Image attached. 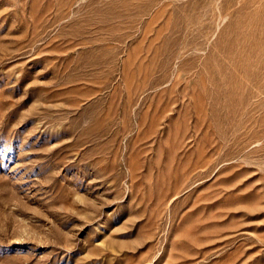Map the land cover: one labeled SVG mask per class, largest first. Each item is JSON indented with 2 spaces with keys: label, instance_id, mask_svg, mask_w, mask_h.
<instances>
[{
  "label": "rangeland",
  "instance_id": "374dc122",
  "mask_svg": "<svg viewBox=\"0 0 264 264\" xmlns=\"http://www.w3.org/2000/svg\"><path fill=\"white\" fill-rule=\"evenodd\" d=\"M0 264H264V0H0Z\"/></svg>",
  "mask_w": 264,
  "mask_h": 264
},
{
  "label": "bare ground",
  "instance_id": "6f19581e",
  "mask_svg": "<svg viewBox=\"0 0 264 264\" xmlns=\"http://www.w3.org/2000/svg\"><path fill=\"white\" fill-rule=\"evenodd\" d=\"M204 173V172H203Z\"/></svg>",
  "mask_w": 264,
  "mask_h": 264
}]
</instances>
